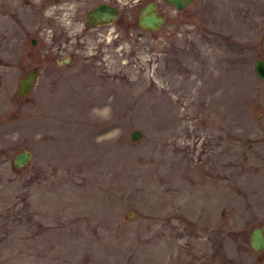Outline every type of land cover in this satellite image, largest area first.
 I'll use <instances>...</instances> for the list:
<instances>
[{
  "label": "rangeland",
  "instance_id": "rangeland-1",
  "mask_svg": "<svg viewBox=\"0 0 264 264\" xmlns=\"http://www.w3.org/2000/svg\"><path fill=\"white\" fill-rule=\"evenodd\" d=\"M130 2L52 71L0 0V264H264V0L159 1L156 31Z\"/></svg>",
  "mask_w": 264,
  "mask_h": 264
},
{
  "label": "flooded vegetation",
  "instance_id": "flooded-vegetation-1",
  "mask_svg": "<svg viewBox=\"0 0 264 264\" xmlns=\"http://www.w3.org/2000/svg\"><path fill=\"white\" fill-rule=\"evenodd\" d=\"M20 3L17 6H10L12 17L17 25L24 30L23 35L25 37L31 33L28 37L31 47L28 49L29 53L31 51L32 55L35 56L36 52L39 51L42 59L47 58L48 61L54 60L53 64H49L48 69L54 71L57 68H62L67 66L69 61L63 63L57 58H53L65 52L66 50L76 49L77 40L80 36L85 35V31L90 28L99 26H108L115 23L124 13V8L126 7L127 0H18ZM131 4H136L137 13L139 16V10L149 1H159L165 2V0H131ZM166 3V2H165ZM50 4L54 5V9H51V13H48ZM107 4L113 7L116 12L112 22H100L93 26L88 24L87 12L92 8L100 5ZM158 6V5H157ZM30 12L32 20L27 22V20H22V13ZM138 18V17H137ZM82 23V33L71 32L73 30L70 26H75L78 21ZM116 27H114L115 29ZM48 32L50 35L51 43H46L43 41V35ZM37 56H39L37 54ZM70 57V56H69ZM68 57V59H69ZM53 58V59H52ZM36 68V78L38 75L39 68ZM26 72V71H25ZM25 74V73H24ZM23 74V75H24ZM21 75V77L23 76ZM261 258V256H258Z\"/></svg>",
  "mask_w": 264,
  "mask_h": 264
},
{
  "label": "water",
  "instance_id": "water-1",
  "mask_svg": "<svg viewBox=\"0 0 264 264\" xmlns=\"http://www.w3.org/2000/svg\"><path fill=\"white\" fill-rule=\"evenodd\" d=\"M192 0H165L167 4L173 5L177 9H182ZM156 1L147 2L139 10L137 18L138 25L150 31L159 29L166 21L163 10L157 8ZM116 10L107 4H100L87 12L88 24L90 26L100 22H112ZM253 70L258 78L264 79V56L254 60ZM36 79V68L28 69L25 74L18 80L16 93L18 98L31 91ZM143 136V131L139 128L133 129L129 133L131 140H138ZM31 158L29 149H23L16 152L12 161L15 166L22 167L26 165ZM250 246L254 251H260L264 248V222L254 226L249 232Z\"/></svg>",
  "mask_w": 264,
  "mask_h": 264
},
{
  "label": "clouds",
  "instance_id": "clouds-1",
  "mask_svg": "<svg viewBox=\"0 0 264 264\" xmlns=\"http://www.w3.org/2000/svg\"><path fill=\"white\" fill-rule=\"evenodd\" d=\"M110 110L109 109H105L104 112L107 114Z\"/></svg>",
  "mask_w": 264,
  "mask_h": 264
}]
</instances>
